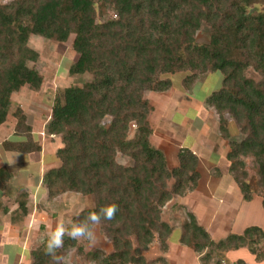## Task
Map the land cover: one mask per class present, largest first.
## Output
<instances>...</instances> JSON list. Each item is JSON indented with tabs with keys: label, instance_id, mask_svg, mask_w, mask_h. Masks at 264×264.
I'll return each instance as SVG.
<instances>
[{
	"label": "trees",
	"instance_id": "1",
	"mask_svg": "<svg viewBox=\"0 0 264 264\" xmlns=\"http://www.w3.org/2000/svg\"><path fill=\"white\" fill-rule=\"evenodd\" d=\"M101 9L113 12L103 22L98 21ZM204 26L210 29L206 45L196 40ZM31 36L57 43H67L73 36L78 60L72 73L93 77L87 87L65 89L64 102L57 100L51 109L47 131L50 136L63 137L64 147L56 157L61 165L45 175L50 200L67 192L95 198V209L82 212L76 221L102 206H118L113 220L100 222L114 252L87 254L93 264H168L161 257L148 261L145 254L156 239L167 250L172 228L162 222L163 210L175 197L195 191L201 179L199 159L190 149L179 150V165L171 169L165 152L151 143L154 107L146 93L171 90L173 82L168 76L202 67L220 74L219 88L209 94L205 104L218 114L219 135L229 150V171L245 202L250 203L254 194L264 196V191L246 180L244 161L252 158L264 176V0L0 3V127L10 118L14 93L24 87L38 93L42 88L43 76L29 67L39 60V53L29 46ZM249 70L258 72L261 79L250 78ZM194 75L185 79V89L193 86ZM226 114L240 128L242 140L232 139ZM13 116L15 135L24 141H6L4 148L18 154H40L42 148L23 110L18 107ZM107 118L111 123L103 127ZM118 153L130 157L134 165H119ZM11 179L10 170L3 168L0 183ZM16 202L27 215L28 195ZM187 216L181 242L203 264H210L209 250L213 249L248 248L258 260H264L261 228L251 226L215 243L194 214L188 212ZM76 246L77 241L65 237L63 248ZM33 257V264L52 262L44 250L33 252Z\"/></svg>",
	"mask_w": 264,
	"mask_h": 264
},
{
	"label": "rangeland",
	"instance_id": "2",
	"mask_svg": "<svg viewBox=\"0 0 264 264\" xmlns=\"http://www.w3.org/2000/svg\"><path fill=\"white\" fill-rule=\"evenodd\" d=\"M11 2H13V0H0V3L3 5H8ZM99 11H101V14ZM99 11L98 21L100 22L105 21L113 14L112 11H106L104 9ZM73 38L74 37L72 36L67 43H57L37 36L30 37L29 46L39 53V60L37 63H29V67L35 68L43 76V85L38 93L31 91L27 87L14 93L11 98L10 118L5 125L0 127V166L2 165L0 171L6 167L5 164L8 165L9 167L7 169L11 170L13 173L16 172L15 176L19 181L23 180V176H18V171H23L26 165H30L29 161L34 163L36 158L39 157V154L17 155L4 148L3 143L6 141H24V139H18L15 135L16 120L13 118L14 112L18 107L23 110L27 118V124L33 127L35 132L34 135H36L35 140L40 143L46 156L51 154L56 155L57 157L58 152L64 147V143L63 137L50 136L47 131L48 125L51 121V109L57 100L61 103L64 102L65 89L70 87H87L93 80L91 75H76L72 73V66L78 60V55L72 48ZM196 40L198 44H208L210 42L209 27L204 26L197 34ZM194 74L197 75V79L195 78L193 82L194 84H199V86H191L189 89L185 90V79L188 77H194ZM219 75V73H214L210 68L204 71L203 67L200 71H182L175 76H163L162 79L166 80L167 77L172 79V82L174 83L172 89L165 94L146 93V98L150 100L154 107V111L150 116V122L154 128L155 135L153 138V147L162 151H167L168 163L170 165L174 166L178 163L177 153L179 151L176 150L177 147L174 146L173 148L172 145L171 148L170 146H167L170 148L169 150L162 147L164 146V141L162 140L166 137V133H169L171 136L179 133L178 136H182V133L186 132L187 127H189L188 123L190 122L189 124L192 126L194 125L198 132L203 131V133L208 134L209 137V133H206V129L201 127L208 115V111H210L205 110L203 100L216 90V88H219ZM247 75L256 81L261 79L259 73L254 70H249ZM180 93L183 94L182 99H179L182 97L180 96ZM190 97L194 100V104L191 105V108L186 105L190 101V99L188 100ZM225 118L229 121L232 139L242 140L243 135L236 122L227 114L225 115ZM210 122L211 121H208V127L211 128ZM110 123L111 118H107L102 126L108 127ZM176 126H180L182 129L176 132L180 129ZM195 129L193 131H195ZM133 134L134 130L132 131L131 137ZM115 159L116 162L123 167H132L134 165V161L122 153H118ZM244 161L248 173L246 180L254 186V189L264 191V176L260 172L257 163L252 158H247ZM57 163V167H59L61 164L58 160ZM216 165L218 169L211 168L206 159L202 161L200 166H198V168L200 167L198 171L202 176V179L197 192L194 194L195 196L190 199H192L197 205L198 209L196 211V216L198 221L200 220L203 225L205 224L204 226L200 225L210 233L215 243L225 240L230 234H242L245 229L251 226L259 227L264 231V207L262 205L264 196L254 194L252 201L246 203L243 200V194L240 187L235 182L233 174L229 171L230 165L227 158L221 156ZM48 168L49 167H46L45 170H48ZM10 181L0 183V195L5 197V201L2 202L0 200V203L1 205L4 203L5 207L9 205V203L17 204L16 199L24 194L28 195L23 187H20L18 190H16V186L12 187ZM25 184H27V182H25ZM26 186L30 188L28 185ZM174 199H176L178 205L173 207L172 205L174 204H172V202L170 204L168 203V207L166 206L167 209L166 207L164 208V215L162 213L164 218H162V222L166 223L165 220H167L170 221L169 225H172L171 222L174 224L172 225V227L175 228H173L174 231L172 230L171 241L173 243H178L183 226L182 222L185 221V219L186 222L188 221L187 214L190 212L189 210L194 211V207L193 209L188 208L189 210L182 207V201L187 200L185 196L175 197ZM95 207L96 200L93 196H83L75 192H67L57 198L49 199V201L42 200V202L39 203L40 211H45L49 214V218L48 214L46 215L48 225H54V228L58 223V220L51 219V215L52 218L61 215L65 227H70V221H76L82 212L92 211ZM17 211L19 212V210ZM19 214V216L24 215L23 212ZM95 232L97 236V244L95 247H89L87 241L79 240L77 241V246L74 248L60 249V255L65 257L62 264H93L87 254L95 251L104 255L112 254L114 252L112 242L106 237L101 224L95 226ZM35 238L36 235H34L28 242L26 241V256L24 257L22 254L24 258L22 257L17 264H33L35 261L33 252L44 250V244L47 238L41 240L42 242H40L39 246L34 247L32 244L33 241H35ZM1 245L5 249L6 243L2 242ZM187 249L190 254L187 258L185 257V263L203 264L201 257H198L197 259L196 256L198 255L188 247ZM7 251H9V249H6L4 253ZM160 251H162V246L156 239V242L150 247L145 255L148 259H156L157 255L161 254ZM207 252L208 251L205 253ZM209 252H211L213 257L210 264H216L218 261H222L224 264H264V260H258L248 248L229 251L213 249L209 250ZM179 261L182 262L184 259L180 258ZM49 264H53V261Z\"/></svg>",
	"mask_w": 264,
	"mask_h": 264
},
{
	"label": "crops",
	"instance_id": "3",
	"mask_svg": "<svg viewBox=\"0 0 264 264\" xmlns=\"http://www.w3.org/2000/svg\"><path fill=\"white\" fill-rule=\"evenodd\" d=\"M193 86L197 87V86H199V84H194ZM180 96H182V97H180L179 99H182L183 94L180 93ZM189 99H190V101L186 105H187V107L191 108V105L194 104V100L192 99V97L188 98V100ZM205 101H206V98H205V100H203V104H205ZM204 108H205V110H207V111L210 110V111H208V115H207L206 119L204 120L203 126H201V127H204V129H206V133H209V137H208V134H204L203 131L198 132L197 129H195V126L193 125L194 126L193 127L192 125L189 124L190 123L189 122L188 123L189 127H187L186 132L182 133V136H178L179 133L176 134L177 136L176 135L171 136L169 133H166V135H165L166 137H164L162 140V141H164V146H162V147H164L166 150H169L171 148V145H172L173 148H174V146L177 147V149H176L177 151H179L182 148H188L198 157L199 166L201 165L203 160L207 159L211 168H217L218 169L216 163L218 162V160L220 159L221 156H225V157L227 156V153L229 151L228 145H227V142L224 141L219 135L218 114L216 113V111L214 109L209 108L206 104H205ZM50 118H51V116H50ZM208 121H211L210 122L211 128L208 127ZM176 125H178V124H176ZM176 127L180 128V126H176ZM181 129L182 128H180L176 132L180 131ZM194 129H195V131H193ZM154 136L155 135L153 134V136L151 138L152 145H153ZM215 137H216V139H215ZM176 138H178V139H176ZM167 146H170V148H168ZM164 152L166 154L167 163H168L167 151H164ZM15 154L18 155V153H15ZM24 155H29V154H24ZM177 162H178V160H177ZM178 163H176L174 166L170 165L168 163V166L171 169L176 168L179 165ZM29 164L30 165H28V166L26 165L24 167L23 171L22 170L18 171L17 175L20 177H21V175L23 176L22 177L23 180H20V181L15 176L16 172L13 173L10 170L11 174L13 173L12 179L10 181L12 184V187L16 186L17 187L16 190H18L20 187H23L24 190H26L28 193V206H27L28 207V213H27V215L19 216L20 215L19 213H22V212H21L19 205L16 203H9V205H7L6 207L4 206V203H2V205L0 203V246H1L0 247V256H3L4 251L6 249H9L10 246H14V248H15V264H17L20 261V259H22L23 256L24 257L26 256L25 255V252H27V249H25L26 243L34 235H36V238H35V241H33L32 245L34 247H37V246H39L40 242H42L41 240H44L45 238H47V235H48V232L50 231V229L51 230H52V228L54 229V225L53 226L48 225V219H46L47 218L46 215L48 213L45 211H40L39 203L42 202V200L43 201H49L48 191H47L46 184H45V175L49 169H51L52 167H57L58 163H57L56 155L50 154V155L46 156L45 152L42 150L41 153L39 154V157L36 158L34 163L29 161ZM5 166L7 168L9 167L6 164H5ZM1 167H2V165L0 166V168ZM46 167H49L48 170H45ZM19 169H21V168H19ZM198 169H200V167ZM201 179H200V182H201ZM25 182H27V184H25ZM200 182H199L198 188L200 186ZM26 185H28L30 188H28ZM198 188L195 191H193L194 193H188L187 195H185L187 200L182 201L183 202L182 207L187 208V209L188 208L193 209V207H194V211L189 210V209L188 210L192 214H194L197 221H198V218L196 216V211L198 208H197V205L195 204V202H193V200L190 198L195 196L194 194L197 192ZM4 198H5L4 196L2 197V195H0V200L2 202L5 201ZM182 200H184V199H182ZM190 200H192V201H190ZM171 202H172V204H174V205H172L173 207H175V205H178L176 203V199H173ZM246 203H248V202H246ZM167 207H166V209H167ZM17 210H19V212ZM163 211L165 212V209ZM164 212H163V215H164ZM61 217L62 216L59 215L56 218H52V215H51L50 218L53 220L56 219V220H58V222H60L63 220ZM48 218H49V214H48ZM162 218H163V216H162ZM165 221L168 225L170 224V221H167V220H165ZM185 222H186V219H185V221L182 222V224H185ZM56 223H57V221H56ZM198 223L201 224L202 226L205 225V224L203 225V223L200 222V220L198 221ZM171 224L174 225L172 222H171ZM172 225H169V226L174 231L173 228H175V227H172ZM173 231H172V233H173ZM171 237H172V234H171L169 240L167 241V250L164 251L162 249V251H160L161 254L157 255V258L158 257L164 258L168 264H190L189 262L185 263L186 262L185 260H186L187 256H189L190 253L187 249V246L185 247V245L182 244L181 236H180L178 243L177 242L173 243L171 241ZM2 242L6 243L5 249L1 245ZM22 254H23V256H22ZM196 257L198 259V257H200V256L198 255ZM180 258L184 259V261H182V262L179 261ZM152 260H154V259H148V261H152Z\"/></svg>",
	"mask_w": 264,
	"mask_h": 264
},
{
	"label": "clouds",
	"instance_id": "4",
	"mask_svg": "<svg viewBox=\"0 0 264 264\" xmlns=\"http://www.w3.org/2000/svg\"><path fill=\"white\" fill-rule=\"evenodd\" d=\"M117 211L118 206L113 203L100 207L98 211L89 212L82 220L70 221V227H65L63 221L58 222L55 228L48 232L44 253L50 257L53 264H62L65 257L58 255V250L64 247L66 236L73 241H87L89 247H95L97 244L95 226L99 225L102 220H113ZM0 264H15L14 246H10L9 251L0 256Z\"/></svg>",
	"mask_w": 264,
	"mask_h": 264
}]
</instances>
